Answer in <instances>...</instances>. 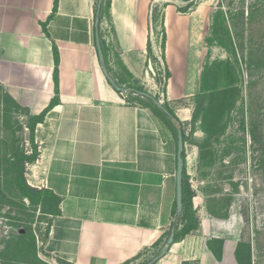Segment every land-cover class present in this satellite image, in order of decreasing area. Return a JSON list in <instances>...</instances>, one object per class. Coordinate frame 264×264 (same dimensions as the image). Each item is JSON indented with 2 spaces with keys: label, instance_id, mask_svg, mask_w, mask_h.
Masks as SVG:
<instances>
[{
  "label": "crops",
  "instance_id": "crops-1",
  "mask_svg": "<svg viewBox=\"0 0 264 264\" xmlns=\"http://www.w3.org/2000/svg\"><path fill=\"white\" fill-rule=\"evenodd\" d=\"M98 1L58 0L53 12L54 0H0V86L29 116L55 97L58 52V103L35 128L39 156L25 175L60 199L44 252L66 264H144L158 253L154 264H256L239 215H211L198 193V228L167 245L177 217L176 143L160 119L128 103L106 78L95 45ZM153 2L110 0L99 22L106 73L119 87L137 83L150 95L159 92L147 52L149 43L157 58ZM162 23L170 77L161 96L170 105L195 88L200 23L196 11L180 13L175 2L164 7ZM176 115L185 122L189 110ZM242 242L250 244L249 260Z\"/></svg>",
  "mask_w": 264,
  "mask_h": 264
},
{
  "label": "rangeland",
  "instance_id": "rangeland-1",
  "mask_svg": "<svg viewBox=\"0 0 264 264\" xmlns=\"http://www.w3.org/2000/svg\"><path fill=\"white\" fill-rule=\"evenodd\" d=\"M168 2L182 13L196 11L200 23L195 88L170 104L175 115L189 110L182 122L187 183L212 215H239L242 239L254 246L256 264H264V0H154L151 25L159 49L157 58L148 54L159 91L151 96L161 104ZM127 96L131 103L141 99ZM28 120L0 86V264H59L43 250L52 216L24 197L11 167L16 151L31 152Z\"/></svg>",
  "mask_w": 264,
  "mask_h": 264
},
{
  "label": "trees",
  "instance_id": "trees-1",
  "mask_svg": "<svg viewBox=\"0 0 264 264\" xmlns=\"http://www.w3.org/2000/svg\"><path fill=\"white\" fill-rule=\"evenodd\" d=\"M58 0H54L53 4V12L57 9ZM167 5V4H166ZM109 7H110V0H101V10H100V17L99 22L102 19V16L105 14L106 16L109 15ZM178 11V8H177ZM182 13L181 11H178ZM186 13V12H184ZM249 16V15H248ZM164 38H163V44L162 46H165V30L163 32ZM100 37V44L101 49L104 55V58L106 57L105 51H104V42L101 40V33L99 32ZM151 51V45L148 43L147 46V52L149 53ZM53 56H54V82H55V97L52 99L50 104L37 116H29L28 112L26 113L29 116L28 124L26 125V129L28 131V144L30 146L31 152L26 153L24 151H16L14 153V159L11 164L13 173L15 174V178L19 184V187L24 195V197L28 198L31 202H40L44 204V206L47 207L49 214L53 217L58 215V205L60 202V199L54 195L51 191L47 189H37L34 187H31L27 184L24 172H25V166L27 164L34 163L39 156L37 146L35 145L34 139H35V128L37 124H40L43 122L46 113L53 108L58 103V52L56 48H53ZM170 77V73L165 67V73H164V80L166 81ZM126 96L135 95L138 98L141 99H135L134 103H131L127 101L130 104H140L145 108H148L158 119L163 121V123L166 125V127L170 130L172 134L176 137V143H177V132L178 130H181L183 141L185 140V133L182 129V122L177 118L175 113L172 111L169 103L167 101H164L162 107L167 110L168 113H165L162 109L156 107L153 103L152 98L157 100V98L152 97L149 94V97L142 96V93H146L143 88L140 86L135 85H126ZM140 95V96H139ZM127 96V97H128ZM152 97V98H151ZM10 98V97H9ZM145 98V100L142 101V99ZM12 101V100H11ZM158 101V100H157ZM14 102V101H13ZM15 103V102H14ZM16 104V103H15ZM17 105V104H16ZM182 158L184 161L183 166V177H182V193H183V209L180 216L176 217V222L171 224L170 228H174V242H176L178 239H180L182 236L190 233L193 230H196L199 226V220L196 215V212L193 210V204H192V198H193V192L190 189L189 184L187 183V175H186V168H185V152L182 153ZM211 214V213H210ZM212 215V214H211ZM173 216H175V209L173 210ZM215 216V215H214ZM182 224V227L178 230V223ZM169 234V231L168 233ZM166 243V242H165ZM240 250L244 251L245 254L248 257V260L250 259V244L249 243H240ZM161 253H158L156 256L159 257ZM155 256V257H156ZM59 264H66L63 261H57ZM148 262V261H147ZM146 264V262L144 263Z\"/></svg>",
  "mask_w": 264,
  "mask_h": 264
},
{
  "label": "water",
  "instance_id": "water-1",
  "mask_svg": "<svg viewBox=\"0 0 264 264\" xmlns=\"http://www.w3.org/2000/svg\"><path fill=\"white\" fill-rule=\"evenodd\" d=\"M100 10H101V0L98 1L97 6H96V15H95V45L97 49V54H98V60L99 63L106 75V78L110 82V84L120 92H125L126 90L124 88L119 87L116 82L106 73V66H105V59L104 55L101 49V44H100V37H99V17H100ZM142 96L144 97H149L148 93H142ZM152 98V97H151ZM153 103L156 107L162 109L165 113H168L166 109H164L161 105V103L154 98H152ZM184 141L182 137V132L181 130H178L177 132V143H176V199H175V215L180 216L182 213L183 209V193H182V177H183V166H184V161L182 158V153L184 152ZM174 241V229L171 230V233L167 239V245H172ZM157 260V257L152 259L146 264H154Z\"/></svg>",
  "mask_w": 264,
  "mask_h": 264
}]
</instances>
